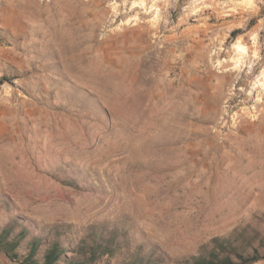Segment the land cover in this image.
<instances>
[{
  "label": "rangeland",
  "instance_id": "374dc122",
  "mask_svg": "<svg viewBox=\"0 0 264 264\" xmlns=\"http://www.w3.org/2000/svg\"><path fill=\"white\" fill-rule=\"evenodd\" d=\"M8 225L0 264L33 235L111 246L91 264L264 253V0H0Z\"/></svg>",
  "mask_w": 264,
  "mask_h": 264
},
{
  "label": "trees",
  "instance_id": "16d2710c",
  "mask_svg": "<svg viewBox=\"0 0 264 264\" xmlns=\"http://www.w3.org/2000/svg\"><path fill=\"white\" fill-rule=\"evenodd\" d=\"M12 228V225H8L0 231V249L6 253L12 252L28 232L26 227H22L20 233L13 236ZM211 241L213 243L211 249L206 253L193 254L187 261L191 264H251L264 258V253H260L257 248H252L250 253L239 249L229 237L215 236ZM41 243H45V248L40 251ZM66 248L58 238L46 242L44 237L33 235L29 238L26 254L20 259V263L91 264L95 259L111 252V246L104 245L97 240L93 241L88 250L78 251L77 256H67ZM10 256L19 258L16 253H11ZM132 264H137V262L132 260Z\"/></svg>",
  "mask_w": 264,
  "mask_h": 264
}]
</instances>
